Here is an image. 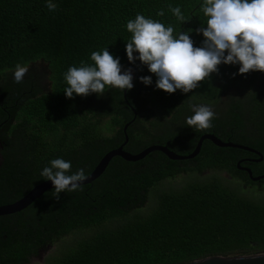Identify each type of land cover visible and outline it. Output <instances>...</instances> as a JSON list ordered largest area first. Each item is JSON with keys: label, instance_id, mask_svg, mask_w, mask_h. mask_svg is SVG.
Instances as JSON below:
<instances>
[{"label": "trees", "instance_id": "16d2710c", "mask_svg": "<svg viewBox=\"0 0 264 264\" xmlns=\"http://www.w3.org/2000/svg\"><path fill=\"white\" fill-rule=\"evenodd\" d=\"M53 2L55 11L47 0H0V206L45 181L41 172L53 159L70 161L69 174L83 168L88 175L124 142L127 123L123 150L130 154L160 145L188 155L200 136L212 134L264 158V72L240 75L239 64L222 63L193 91L169 94L139 59L128 60L127 22L137 14L172 26L174 37L188 32L201 47L196 30L207 26L204 0ZM170 5L180 7L183 22ZM104 49L119 59L122 73L132 69L133 88L67 98L69 67L93 64L91 53ZM17 63L29 67L19 84ZM141 76H150L151 85ZM192 105L216 106L211 128L187 126ZM242 158L258 156L207 140L191 160L159 152L137 162L115 157L83 191L57 200L48 190L23 211L0 217V264H186L262 253L264 179L252 182L239 171ZM246 166L253 177L264 174V159ZM40 253L41 261H33Z\"/></svg>", "mask_w": 264, "mask_h": 264}, {"label": "clouds", "instance_id": "9594fccd", "mask_svg": "<svg viewBox=\"0 0 264 264\" xmlns=\"http://www.w3.org/2000/svg\"><path fill=\"white\" fill-rule=\"evenodd\" d=\"M46 7L55 11L57 4L47 0ZM172 14L179 20L185 17L180 7L169 6ZM201 11L207 18V26L197 29L204 40L201 47H194L189 33L173 36L172 26L137 14L127 22V30L132 34L126 43V53L130 63L139 59L157 77L156 88L172 94L177 90L187 94L196 89L200 82L218 71V65L239 64V74L250 71L264 72V0H204ZM163 16L161 10L157 13ZM227 52V55H225ZM138 53V57L134 56ZM93 64L69 67L64 74L68 85L64 89L67 98L88 96L92 93L103 95L106 87L120 90L133 88L132 69L124 70L118 58L107 49L94 51L90 57ZM29 67L17 63L14 82L22 83ZM140 82L151 85L150 76H141ZM194 115L186 119V124L196 130L212 127L215 113L209 106L192 105ZM71 162L62 158L50 161L43 168L41 176L51 181L56 199L64 192L83 191V182L88 176L83 168L70 173Z\"/></svg>", "mask_w": 264, "mask_h": 264}, {"label": "water", "instance_id": "95a60500", "mask_svg": "<svg viewBox=\"0 0 264 264\" xmlns=\"http://www.w3.org/2000/svg\"><path fill=\"white\" fill-rule=\"evenodd\" d=\"M131 110L135 116L134 109L131 108ZM128 125L129 123L125 124L123 127L124 142L121 145H119L117 148L108 151L106 154H104L100 158V160L97 162L93 170L87 175L88 179L83 182L82 186L89 185L93 183L96 179H98L103 174V172L107 168L110 161L115 157H119L126 162H137V161L142 160L143 158H145L148 154L152 152H159V153H162L164 156H166L171 161L191 160L198 155V153L200 152L201 145L203 141L205 140L210 141L216 147L239 149V150L254 154L258 156V159L255 160V162H260L263 160V156L259 152L251 148H248L246 146H243V145L223 142L212 134H203L202 136H200L199 139L197 140V143L194 149L188 155H178L174 153L173 151H170L167 147L160 146V145H151L145 148L144 150L140 151L139 153L130 154L123 150V147L127 143V136L125 134V131ZM240 162L241 161L237 162V165H236L237 169L239 171H243L247 173L249 179L252 182H258L264 179V174L253 177L251 174V171L248 168H243L239 166ZM52 189H54V186L51 181L45 180L37 184L36 186L31 188L19 200L13 203L7 204V205L0 206V217L16 214V213L23 211L24 209L29 207L34 201L39 199L46 191L52 190ZM186 264H264V252L256 253V254L249 255V256H235V257L211 256V257H206L204 259L195 260V261H192Z\"/></svg>", "mask_w": 264, "mask_h": 264}, {"label": "flooded vegetation", "instance_id": "af4514ba", "mask_svg": "<svg viewBox=\"0 0 264 264\" xmlns=\"http://www.w3.org/2000/svg\"><path fill=\"white\" fill-rule=\"evenodd\" d=\"M37 64V63H36ZM37 65H39V67H43V65L44 64H42L41 62L40 63H38ZM44 67L45 68H42L41 70H45L46 69V65H44ZM45 73L46 74H48L47 73V70H45ZM42 83L44 84V88L45 89H48L49 88V83H48V81H47V79H44L43 81H42ZM2 149H3V144L0 142V161H1V151H2ZM264 159V158H263ZM255 160H257V158H255V159H250V158H242V159H240V160H238V162L239 161H241L240 162V164H241V167H243V168H248L247 166H246V164L247 163H260V162H255ZM263 161V160H262ZM249 169V168H248ZM250 170V169H249ZM263 175V174H262ZM260 176V175H259Z\"/></svg>", "mask_w": 264, "mask_h": 264}, {"label": "rangeland", "instance_id": "374dc122", "mask_svg": "<svg viewBox=\"0 0 264 264\" xmlns=\"http://www.w3.org/2000/svg\"><path fill=\"white\" fill-rule=\"evenodd\" d=\"M133 75V73H132ZM209 107H211V109L214 111V109H216V106H212V105H209ZM44 256V253H40L39 256L35 259H33V261H41L42 257Z\"/></svg>", "mask_w": 264, "mask_h": 264}]
</instances>
